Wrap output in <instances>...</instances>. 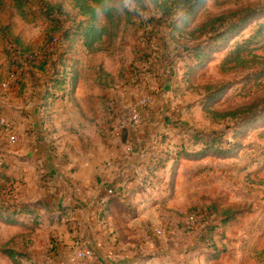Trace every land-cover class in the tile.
Returning a JSON list of instances; mask_svg holds the SVG:
<instances>
[{
	"label": "rangeland",
	"instance_id": "rangeland-1",
	"mask_svg": "<svg viewBox=\"0 0 264 264\" xmlns=\"http://www.w3.org/2000/svg\"><path fill=\"white\" fill-rule=\"evenodd\" d=\"M46 1L52 6H62L65 12L63 17L74 20L67 0ZM146 1L149 5L147 11L139 17L134 16L136 19L132 24L122 27L120 37L109 53L120 52L126 34L135 33L133 74H136V82L133 85L136 90H133L129 102L121 104L123 107L115 120H119V134L126 152L132 148V152H128L131 153L130 160L137 156L136 152L139 153L137 144L140 141L137 136L142 132L148 134L149 144L153 147L148 152H142L137 161L141 158L163 161L158 170L154 171V167L149 170L152 178L146 180L155 181L150 217L157 221L153 224L159 223L165 228V235L161 239L150 234L146 236L153 243V249L161 250L158 252H162L165 247V256L155 255L152 263L220 264L218 262L222 261L224 264H264V62L251 69L223 72L220 66L230 51L227 49L211 56L204 66L188 69V66L195 64L191 49L208 42V38L193 42L188 36L190 32L208 21L228 17L220 32H227L225 48H233L254 35L258 26L264 23V0H233L224 4L204 0L194 11L182 31L185 32L183 35L177 32L173 34L169 28L172 23L179 21L182 13L177 11L172 17L162 19L161 14L150 6L149 0ZM38 4L39 0H33V12L38 11ZM9 6L0 10V28L12 26L14 34L33 52L31 55H40L47 41V24L41 20L28 24L16 16ZM234 15L238 18L233 20L230 17ZM34 17L43 16L34 14ZM240 19L244 23L237 27ZM259 47L254 55L262 60L264 43ZM13 48L10 41L0 36V208L18 213L24 206L35 208L44 201L48 193L44 183L49 178L44 176L47 171L42 166L37 168L39 165H35L38 162V158L33 155L35 146L29 134L24 133L19 121L12 115L16 109L19 114V106L23 108L26 105L34 110L32 97L38 91L34 82L28 85L25 82V79L38 78V73L28 68L18 70L16 61L23 65V59L18 57ZM79 49L80 46L74 44L72 51L78 53ZM142 68L147 70L146 73L141 71ZM22 72L25 73L22 75ZM9 94L15 101L8 102ZM25 94L30 97L24 99ZM211 95L215 99H209ZM131 107L140 111L141 119L126 131L119 124L122 123L123 114ZM209 113L220 117L214 118ZM88 120L93 123V119ZM47 124L49 126V119ZM99 124L102 125L100 121ZM133 132V137H130L129 134ZM12 136L16 137L15 142L10 141ZM214 138L217 141L215 151L204 157L202 154L206 142H212ZM20 164L24 167H20ZM150 167L151 163L146 170ZM1 172L10 180L5 181V175ZM133 172L131 174L135 176ZM139 182L143 187L145 180L142 182L141 178ZM125 190L123 188V196L127 195ZM51 198L57 200L53 196ZM197 214L204 218L211 214L218 221H223L224 227L215 232L214 245L218 249L215 254L203 249L197 235L191 231L190 219ZM38 215L41 216V213ZM25 219L31 228L24 231L0 223V264H14L7 255L11 251L19 255L27 254V257L30 254L40 255L45 264H52L53 259L49 254L58 244L54 238L49 248L38 240L32 241L30 238L42 230V223L37 225V219L30 215ZM68 233H71L70 229H67ZM108 236L115 244L111 233ZM57 238L60 240V237ZM77 240L85 242L80 238ZM85 240L91 250V257L87 260H91L92 248L99 238ZM210 243L209 246L214 250ZM236 256L241 258H234ZM162 257H165V261H162ZM21 264H35V260L29 258L21 261Z\"/></svg>",
	"mask_w": 264,
	"mask_h": 264
},
{
	"label": "crops",
	"instance_id": "crops-1",
	"mask_svg": "<svg viewBox=\"0 0 264 264\" xmlns=\"http://www.w3.org/2000/svg\"><path fill=\"white\" fill-rule=\"evenodd\" d=\"M134 34H126L124 47L118 53L88 55L80 50L74 57L77 61L72 92L68 88L64 95L56 92V97L49 99L45 96L48 77L36 74L39 79H25L27 85L34 82L38 90L32 97L35 109L19 106V114L17 109L12 114L35 146L33 155L38 158L35 165H39L37 168L42 166L47 171L44 176L49 178L44 183L48 191L44 201L35 208L29 206L38 218L37 225L42 223V230L30 239L38 240L49 248L54 238L58 245L49 254L52 264H153L155 255L166 254L165 247L158 252L161 250L153 249V243L146 237L152 235L151 227L157 222L150 217L155 181H146L143 187L139 182L141 178L142 181L152 178L150 168L146 170L150 166L149 160L141 158L137 161V158L141 157L140 152L150 151L153 145L149 144L148 134L139 132L137 148L140 150L130 160L131 153L126 152L119 134V120H115L123 107L121 104L129 102L133 90H136L133 85L136 82V74H133ZM65 49L63 45L59 53L63 54ZM52 58L50 62H57V55ZM66 59L70 60V57ZM141 71L146 73L147 70L142 68ZM29 97V94L23 96L24 99ZM10 101H15L11 94L8 97ZM88 119H93V123ZM44 125L48 127L47 132ZM132 171H135V176H132ZM123 188L127 189L126 196H123ZM52 196L57 200L54 201ZM25 217L22 214L17 225L7 227L23 231L30 229ZM67 223H70L69 226ZM67 229L71 233L67 234ZM109 233L115 244H112L114 241ZM78 238H99L92 248L91 260H77L73 245ZM143 250H146L145 253ZM29 258H33L35 264L39 261L45 264L40 255L30 254ZM164 259L162 257V261ZM218 263L224 264L222 261Z\"/></svg>",
	"mask_w": 264,
	"mask_h": 264
},
{
	"label": "trees",
	"instance_id": "trees-1",
	"mask_svg": "<svg viewBox=\"0 0 264 264\" xmlns=\"http://www.w3.org/2000/svg\"><path fill=\"white\" fill-rule=\"evenodd\" d=\"M213 1L218 4H224L233 0ZM32 2L33 0H0V10L9 4L15 15L22 21L28 24H34L41 20L45 25L47 24L45 33L47 41L43 46L41 54L31 55L33 54V52H30L31 49H27L21 38L13 34L12 27L10 26L1 28L0 36L10 41L14 47L13 51H15L18 57L23 59V65L16 61V65L18 66L16 68L18 70L20 68H28L30 70H36V73L41 74L42 77H48L49 85L46 87L45 96L49 99H54L56 92L63 93L64 95L68 88H70L69 92L72 89L76 77L75 62L77 60L74 57L78 54L72 51L74 44L80 46V49L88 55L109 53V49L118 41L122 27L132 24L136 19L134 16L137 15L139 17L149 7L146 0H67L68 8L74 17L73 21H69L63 17L65 12L62 6H52L46 0H39L37 6L38 11L33 12L31 10ZM203 3L204 0H149L150 6H153L156 12L161 14L162 19L172 17L177 11L182 13L179 21L172 23L169 27L173 34L177 32L179 35L185 33L182 31L187 27L194 11ZM131 6H133L132 9ZM34 14H42L43 17L37 18L34 17ZM230 18L234 20L238 16L234 15ZM227 19L228 17H219L208 21L188 34L193 42L208 38V42L203 46L199 44L191 49V58L195 60V64L192 67L188 66V69L204 66L211 56L221 54L227 51V49H230V51L227 52L220 66L223 72L234 69H251L252 67L263 65L261 62H264V59L260 60L259 57L254 55V51L259 50V45L264 43V23L258 26L256 32L250 38L242 41L233 48L231 46L225 48L227 32L220 31L224 28ZM69 23L71 24L70 26ZM242 23H244V20L240 19L237 27ZM196 34L199 35L196 37ZM211 35L214 36L210 37ZM54 40L58 41L56 46L53 44ZM209 43L210 46H208ZM63 45L66 49L63 54H60L59 50ZM56 55L58 56L57 62H50L51 58L56 57ZM67 56L70 57V60L66 59ZM31 57H34V59H31ZM58 65L59 69H56ZM50 72L51 74L48 75ZM24 73L22 72V75ZM212 98H214L213 95L209 99ZM209 114L214 118L220 117L218 114ZM215 139L212 142H206L202 154L204 157L210 156L207 154L215 151L214 147L217 142ZM235 147H237V144H235ZM143 151L148 152V150ZM149 162L151 163L150 170L154 167V171L163 165L161 159L153 158ZM2 167H6V165ZM3 175H5V181L10 180L5 173ZM34 213L33 208L29 206L22 207L18 213L10 212L3 207L0 208V223L6 226H14L18 224V218L22 214L33 217ZM34 218L35 220L37 219L36 224H38V218L36 216ZM223 227V221H219L216 227L209 228L207 235L197 237L201 247L215 254L218 250L214 245L216 244L215 232L220 231ZM210 240H213L209 243L213 245L214 250L209 246L208 241ZM7 255L14 264H21V261L28 258L26 254L19 255L13 251L7 253ZM185 262L188 263V261Z\"/></svg>",
	"mask_w": 264,
	"mask_h": 264
},
{
	"label": "built area",
	"instance_id": "built-area-1",
	"mask_svg": "<svg viewBox=\"0 0 264 264\" xmlns=\"http://www.w3.org/2000/svg\"><path fill=\"white\" fill-rule=\"evenodd\" d=\"M55 46L58 44L57 40H54L53 43ZM31 59H34V57H31ZM5 88L7 86H4ZM140 111L137 108H133L131 107L130 109H128L126 111L125 114H123L121 121L122 123L119 124L122 125L124 130H128L129 128H133L135 125H137L141 119V115H140ZM120 123V122H119ZM44 130L47 132L48 131V127L47 125H44ZM132 129H130L129 132H131ZM134 132L131 134H129L130 137H133ZM11 142H15L16 137L12 136L9 138ZM128 152H132V148H128L127 149ZM144 152V151H142ZM139 153V155H141V153ZM192 218V217H191ZM210 222H216L218 224V220L211 214H208L204 217L199 216L198 214L194 216V218L191 220L190 219V225L192 226L191 231H193L197 237H202L207 235L209 228L211 227H216V225H212L210 224ZM152 235L156 238L161 239L164 235H165V228L162 224H154L151 227V231ZM85 242H82V240L80 241H76L74 243V248H75V254H76V258L77 260H87L90 259L91 257V250L88 246H86V240L83 239Z\"/></svg>",
	"mask_w": 264,
	"mask_h": 264
}]
</instances>
